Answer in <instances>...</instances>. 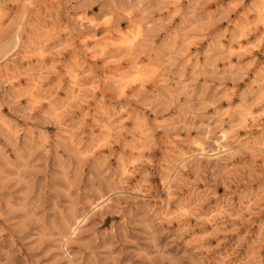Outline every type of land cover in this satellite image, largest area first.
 <instances>
[{"label": "rangeland", "instance_id": "obj_1", "mask_svg": "<svg viewBox=\"0 0 264 264\" xmlns=\"http://www.w3.org/2000/svg\"><path fill=\"white\" fill-rule=\"evenodd\" d=\"M0 264H264V0H0Z\"/></svg>", "mask_w": 264, "mask_h": 264}, {"label": "bare ground", "instance_id": "obj_2", "mask_svg": "<svg viewBox=\"0 0 264 264\" xmlns=\"http://www.w3.org/2000/svg\"><path fill=\"white\" fill-rule=\"evenodd\" d=\"M105 127H106V128H108V126H107V125H106ZM220 147H221V146H220ZM223 148H224V147H223Z\"/></svg>", "mask_w": 264, "mask_h": 264}]
</instances>
